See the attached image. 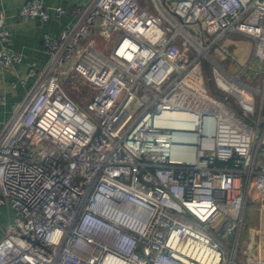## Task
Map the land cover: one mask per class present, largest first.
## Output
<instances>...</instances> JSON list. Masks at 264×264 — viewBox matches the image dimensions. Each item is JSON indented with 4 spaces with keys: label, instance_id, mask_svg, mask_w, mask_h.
Wrapping results in <instances>:
<instances>
[{
    "label": "built area",
    "instance_id": "obj_1",
    "mask_svg": "<svg viewBox=\"0 0 264 264\" xmlns=\"http://www.w3.org/2000/svg\"><path fill=\"white\" fill-rule=\"evenodd\" d=\"M16 11L49 16L44 0ZM69 12L0 118V206L12 212L0 264H264L248 245L236 256L252 191L264 210V0H84ZM95 28L112 36L108 54L87 39ZM228 31L248 40L222 42ZM7 37L0 14V71L21 56ZM71 73L91 85L82 104L61 84Z\"/></svg>",
    "mask_w": 264,
    "mask_h": 264
},
{
    "label": "crops",
    "instance_id": "obj_2",
    "mask_svg": "<svg viewBox=\"0 0 264 264\" xmlns=\"http://www.w3.org/2000/svg\"><path fill=\"white\" fill-rule=\"evenodd\" d=\"M20 2L21 0H0V14L3 16L4 27L8 31L6 44L21 53L19 61L14 62L8 69L0 71V93L3 96V102L0 104V118L9 114L13 104L20 98L25 86L31 81L32 75L26 73L27 66L31 64L40 67L44 63L46 53L41 45L43 34L55 36L60 27L69 23L73 18L69 7L78 6L84 0H44L49 14L45 19L17 13V6ZM57 4L66 8V11L58 16L54 15V6ZM9 81H13L14 84L10 85ZM256 199V194L252 191L248 207L250 237L253 244L258 241L264 246V210L262 212L256 210ZM6 212H8L10 221L12 212L0 206V223H3L0 224L1 226L6 222ZM262 232L263 236H261ZM251 241L247 243L249 247L252 245Z\"/></svg>",
    "mask_w": 264,
    "mask_h": 264
},
{
    "label": "rangeland",
    "instance_id": "obj_3",
    "mask_svg": "<svg viewBox=\"0 0 264 264\" xmlns=\"http://www.w3.org/2000/svg\"><path fill=\"white\" fill-rule=\"evenodd\" d=\"M189 25L191 27H193V28H196L197 27V23L196 22H192ZM117 36H118V34H117ZM86 37H87V39L92 38L95 41L96 45L99 47V49L103 53L108 54V52H109V45L113 41L112 36H110L108 38H105L104 33L103 32H100L99 29H96L95 28ZM228 38H234V39L238 40L237 42H244V41H247L248 40L244 35H242L240 33H236L234 31H228V32H226L224 34V36H223V38H222L221 41L222 42H226V40ZM201 70H202V74H203V76H204L207 84L210 85V86H212V88L216 92H220V90H217L216 89V87L214 85V82L212 81V78H211V74H210V71H209V68H208V64H206V62H204V61L201 62ZM254 82L255 81H252V83H254ZM79 88H81L79 85H75L74 86V90H72L70 88H69V90L72 91V93H74L76 90L77 91L80 90ZM90 91H91V89H90ZM90 91H88V93ZM88 93L87 94L83 93V95H80L79 100L77 99V101L79 103L82 101V103H83L86 100ZM249 202H250V198L248 199L247 206H246V208L244 210V213H243L242 225L240 227V236H239V240H238L237 247H236V256L239 259H241V260L246 255V253H244V252L241 251V248L244 247V246H246L247 243H250V241H251L250 231H249L251 226H249L250 220L248 219V210H249L248 207H249V204H250ZM0 224H3V223H0ZM261 236H263V232H262V235ZM262 240H263V238H262ZM252 245L254 247H252ZM252 245H251V247L248 246V252H247V254H250L252 256H255L257 254H261V255L264 256V246L261 243L256 242L255 244H253V242H252Z\"/></svg>",
    "mask_w": 264,
    "mask_h": 264
},
{
    "label": "trees",
    "instance_id": "obj_4",
    "mask_svg": "<svg viewBox=\"0 0 264 264\" xmlns=\"http://www.w3.org/2000/svg\"><path fill=\"white\" fill-rule=\"evenodd\" d=\"M228 46H232L231 43H229ZM61 84L65 88V90L67 91L70 98H72L78 104H82V101L80 103L77 101V99L79 100L80 95H83V93L87 94L88 91H90V89H91L90 83H88V81H86V79H84L83 76L78 75L76 73L68 74L61 81ZM75 85H79L81 88H79L80 90H78V91L76 90L74 93H72V91H70L69 88L74 90ZM209 87L212 90V93H214L213 91H215V90L212 88V86L209 85Z\"/></svg>",
    "mask_w": 264,
    "mask_h": 264
}]
</instances>
